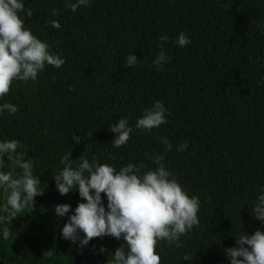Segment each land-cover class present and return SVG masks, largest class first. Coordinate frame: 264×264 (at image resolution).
<instances>
[{"label":"trees","instance_id":"obj_1","mask_svg":"<svg viewBox=\"0 0 264 264\" xmlns=\"http://www.w3.org/2000/svg\"><path fill=\"white\" fill-rule=\"evenodd\" d=\"M22 2L25 28L65 63L46 65L35 81H14L0 97V104L18 108L0 113V142L22 144L16 154H0V171L12 170L23 154L45 189L34 208L16 213L11 223L0 189V264H107L124 243L103 236L81 247L63 238L64 224L85 202L78 188L61 195L53 180L68 153L74 168L83 155L117 171L142 164L141 173L154 170L152 157L163 155L187 194L199 197L200 210L199 226L180 237L182 247L158 242L161 264H231L225 249L238 247V233L264 232L252 211L264 190V0H91L75 12L66 0ZM180 32L190 44L178 46ZM161 50L170 59L158 70L153 60ZM129 54L138 59L134 67L126 66ZM157 101L167 109V122L136 129ZM120 118L133 132L115 148L110 125ZM158 137L171 142V151ZM184 142L187 149L177 151ZM59 204L71 206L64 217L55 214ZM186 254L193 259L185 261Z\"/></svg>","mask_w":264,"mask_h":264},{"label":"clouds","instance_id":"obj_2","mask_svg":"<svg viewBox=\"0 0 264 264\" xmlns=\"http://www.w3.org/2000/svg\"><path fill=\"white\" fill-rule=\"evenodd\" d=\"M81 6H91V0H76L75 3H65L66 8L75 12ZM25 11L22 0H0V97L6 96L14 81H35L46 65L60 68L65 60L58 54L50 52L49 44L33 35L24 26V19L20 13ZM31 10H27V18L32 17ZM52 15H58L56 9ZM51 26L59 29V21L53 20ZM168 37L161 36V41ZM178 46L184 47L191 43L184 32H180L176 41ZM163 50L153 60L158 70L169 61ZM138 62L136 55L126 57V66L134 67ZM15 114L16 105L0 104V113ZM167 109L157 101L151 108L146 109L136 121V129L151 131L165 124ZM115 133L111 141L115 148L127 144L131 138L133 128L129 126L127 118H120L118 123L110 125ZM93 134V133H92ZM91 134V135H92ZM76 143L81 138L72 137ZM166 148L171 151V142L158 137ZM22 144L17 140L0 142V154H16ZM187 142L181 143L177 151H184ZM71 153L61 157L64 165L59 174L53 177L56 188L61 195L68 194L78 188L83 201L78 204L68 222L64 224L62 236L73 243L80 242L83 247L94 238L111 236L123 240L107 264H161V256L156 247L159 241H166L168 246L173 244L182 247L180 237L187 235L199 226L198 212L200 200L197 196H189L182 188L177 178L164 164L163 155H154L153 163L157 167L141 173L144 165L129 163L118 171L108 164H101L93 158L89 161L83 155L78 159L80 163L74 168ZM15 167L22 170L15 172ZM15 167L10 171H0V189L5 192L4 210L9 213L6 218L9 223L15 219V214L31 205L34 208V198L42 196L44 190L39 187L40 181L33 175L31 161L25 160L23 154L15 156ZM107 197L105 208L102 195ZM71 210L68 204L55 206L57 217H64ZM253 216L264 223V190L257 197L253 206ZM83 232V239L79 233ZM11 235L9 228L3 229V236L8 239ZM236 245L225 249L231 264H264V232L256 230L248 235L241 231L236 236ZM101 253L108 251L99 249ZM188 261L193 257L184 255Z\"/></svg>","mask_w":264,"mask_h":264}]
</instances>
